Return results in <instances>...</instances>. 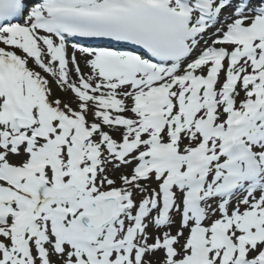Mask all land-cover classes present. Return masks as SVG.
Wrapping results in <instances>:
<instances>
[{
    "label": "snow or ice",
    "instance_id": "snow-or-ice-1",
    "mask_svg": "<svg viewBox=\"0 0 264 264\" xmlns=\"http://www.w3.org/2000/svg\"><path fill=\"white\" fill-rule=\"evenodd\" d=\"M0 264H264V0H0Z\"/></svg>",
    "mask_w": 264,
    "mask_h": 264
}]
</instances>
